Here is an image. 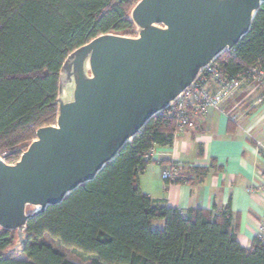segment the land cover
Segmentation results:
<instances>
[{"label":"trees","instance_id":"trees-1","mask_svg":"<svg viewBox=\"0 0 264 264\" xmlns=\"http://www.w3.org/2000/svg\"><path fill=\"white\" fill-rule=\"evenodd\" d=\"M138 1L0 0V155L7 162L18 160L39 128L56 123L67 56L101 34L136 35ZM216 62L228 80L264 69V4L249 33ZM177 125L169 109L155 115L93 181L31 218L24 241L0 226V264H76L46 234L92 255L91 264H264V241L243 246L229 208L183 212L142 191L140 173L159 160L147 155L171 146ZM173 172L166 185L184 181Z\"/></svg>","mask_w":264,"mask_h":264},{"label":"water","instance_id":"water-1","mask_svg":"<svg viewBox=\"0 0 264 264\" xmlns=\"http://www.w3.org/2000/svg\"><path fill=\"white\" fill-rule=\"evenodd\" d=\"M263 4L139 0L131 11L136 35L101 34L72 51L60 71L56 123L39 128L17 161L0 155V226L24 241L31 218L93 181L208 65L233 50Z\"/></svg>","mask_w":264,"mask_h":264},{"label":"crops","instance_id":"crops-1","mask_svg":"<svg viewBox=\"0 0 264 264\" xmlns=\"http://www.w3.org/2000/svg\"><path fill=\"white\" fill-rule=\"evenodd\" d=\"M154 149L159 160L140 173L142 191L183 212L229 208L239 241L251 247L264 225V83L239 81L219 107L195 117L171 146ZM197 168L209 171L203 175ZM167 170L184 181L166 185ZM159 221V227L165 225Z\"/></svg>","mask_w":264,"mask_h":264},{"label":"built area","instance_id":"built-area-1","mask_svg":"<svg viewBox=\"0 0 264 264\" xmlns=\"http://www.w3.org/2000/svg\"><path fill=\"white\" fill-rule=\"evenodd\" d=\"M246 78L264 83V69L253 66L245 71L242 79L228 80L216 61L208 65L168 108L178 118L176 135L190 126L194 117L204 116L211 109L219 107L225 97L238 86L239 81ZM215 85L218 89L214 91ZM149 157L158 158L154 148L147 155ZM174 174L175 172L167 170L163 173V178H172ZM257 237L264 241V225L260 227Z\"/></svg>","mask_w":264,"mask_h":264},{"label":"rangeland","instance_id":"rangeland-1","mask_svg":"<svg viewBox=\"0 0 264 264\" xmlns=\"http://www.w3.org/2000/svg\"><path fill=\"white\" fill-rule=\"evenodd\" d=\"M69 97H70V90L66 89L65 93L63 94V98L68 99ZM28 210L32 211L33 207H29ZM161 223L163 222L157 220L155 222V225L160 226ZM45 238L48 242L53 243L55 247L61 250L68 260L76 264H91V260L93 258L92 255L85 254L81 250L75 247L66 246L59 239L54 238L49 234H46ZM19 258H25V257L20 255Z\"/></svg>","mask_w":264,"mask_h":264}]
</instances>
